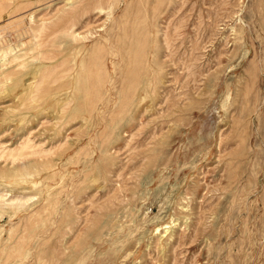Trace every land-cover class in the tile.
Segmentation results:
<instances>
[{
    "label": "rangeland",
    "instance_id": "374dc122",
    "mask_svg": "<svg viewBox=\"0 0 264 264\" xmlns=\"http://www.w3.org/2000/svg\"><path fill=\"white\" fill-rule=\"evenodd\" d=\"M0 158V264H264V0H0Z\"/></svg>",
    "mask_w": 264,
    "mask_h": 264
},
{
    "label": "bare ground",
    "instance_id": "6f19581e",
    "mask_svg": "<svg viewBox=\"0 0 264 264\" xmlns=\"http://www.w3.org/2000/svg\"><path fill=\"white\" fill-rule=\"evenodd\" d=\"M36 45H37V44H36ZM30 61H31V60H30ZM3 76H4V75H3ZM3 78H4V77H3ZM55 95H56V94H55ZM21 156H22V155H21ZM0 159H1V158H0ZM33 185H34V184H33ZM117 217H118V216H117ZM164 228H165V227H164ZM156 231H157V230H156ZM156 231H155V232H156ZM16 253H17V252H16ZM24 253H25V252H24ZM8 254H9V253H8ZM25 254H26V253H25ZM10 256H11V255H10Z\"/></svg>",
    "mask_w": 264,
    "mask_h": 264
}]
</instances>
